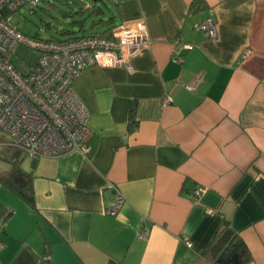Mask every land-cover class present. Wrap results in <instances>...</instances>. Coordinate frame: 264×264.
<instances>
[{"label": "crops", "instance_id": "1", "mask_svg": "<svg viewBox=\"0 0 264 264\" xmlns=\"http://www.w3.org/2000/svg\"><path fill=\"white\" fill-rule=\"evenodd\" d=\"M113 2L106 28L143 20L150 43L132 70L90 65L74 81L89 153L30 158L0 142V172L18 161L34 197L0 177V264H216L225 223L264 264V0ZM208 17L215 38L194 29Z\"/></svg>", "mask_w": 264, "mask_h": 264}, {"label": "built area", "instance_id": "2", "mask_svg": "<svg viewBox=\"0 0 264 264\" xmlns=\"http://www.w3.org/2000/svg\"><path fill=\"white\" fill-rule=\"evenodd\" d=\"M38 2L0 0V132L30 158L57 157L71 152L87 154L89 111L76 92L74 81L90 65L132 70L131 58L150 43L148 31L143 20H132L116 25L108 35L64 41L30 37L18 29L14 15L22 7L32 12ZM194 29L207 38L217 36L211 17L195 23ZM17 45L38 52L36 63L24 74L10 61ZM174 60L181 62L182 58ZM201 78L199 75L185 88L193 91ZM171 100L166 96L162 103L167 105ZM202 191L197 188L195 193ZM123 204L124 198L116 192L115 203L105 213L116 215Z\"/></svg>", "mask_w": 264, "mask_h": 264}, {"label": "trees", "instance_id": "3", "mask_svg": "<svg viewBox=\"0 0 264 264\" xmlns=\"http://www.w3.org/2000/svg\"><path fill=\"white\" fill-rule=\"evenodd\" d=\"M201 3V0H193L191 3V9L197 10V6ZM96 3L89 4L88 7H79L75 12H67L65 16L77 13L76 16H72L73 20L71 24L77 25V28L71 26L68 29H62L61 34L65 35V39L60 38H47L58 41L71 40L82 36L88 35H108L111 30L116 26L113 24L108 26V28L101 31H90V33H85L87 29L84 28V23L87 20V16L93 17L97 15L99 18L92 20L91 27L97 24H105L112 19V15L105 19L103 14L104 9L101 6H96ZM86 11H88L87 14ZM34 12V9L33 11ZM38 37V36H37ZM42 38V37H41ZM0 177L3 182L22 200L27 204L34 207V197H33V187H32V173L26 172L21 168L18 161L15 159L10 161V167L7 171L0 172ZM209 253L212 256L216 264H248L251 262V253L241 238V236L233 231L227 223L216 233L210 248Z\"/></svg>", "mask_w": 264, "mask_h": 264}, {"label": "rangeland", "instance_id": "4", "mask_svg": "<svg viewBox=\"0 0 264 264\" xmlns=\"http://www.w3.org/2000/svg\"><path fill=\"white\" fill-rule=\"evenodd\" d=\"M114 0H39L34 12H31L27 7H22L14 15V23L18 29L27 36L30 37H42V38H60L65 39V35L61 34L62 29H68L71 26L77 28V25L71 24L73 17L78 16L77 13L72 16L65 14L69 12H75L79 7H88L89 4L96 3V6H101L105 13L103 17L109 18L112 13L116 14V5ZM86 11L85 14H87ZM99 17L94 15L93 17L87 16V20L84 23V28L88 31H101L106 28L110 22L105 25L97 24L90 26L92 20H96ZM117 21V20H116ZM115 21V22H116ZM38 58V52L36 49L17 45L14 47L10 61L16 70L22 74L26 73L31 67L34 66ZM8 137L0 132V142L6 140ZM28 157V156H27ZM25 158L24 161H27Z\"/></svg>", "mask_w": 264, "mask_h": 264}]
</instances>
